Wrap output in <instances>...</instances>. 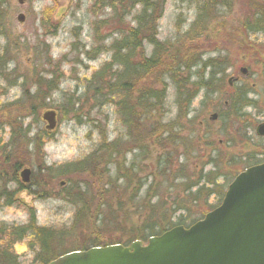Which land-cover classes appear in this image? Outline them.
<instances>
[{"label":"rangeland","instance_id":"obj_1","mask_svg":"<svg viewBox=\"0 0 264 264\" xmlns=\"http://www.w3.org/2000/svg\"><path fill=\"white\" fill-rule=\"evenodd\" d=\"M200 3L202 0L198 3L191 0H167L163 15L157 21L158 39L180 41L193 23ZM225 3L228 6L219 8L216 21L210 20L209 24H212L206 31H201V36L193 31L192 38L181 41L189 57L199 58L197 65L189 71H197L196 75L188 76L190 84L198 81L199 76L209 80V66L214 69L212 64H222L226 71L225 81L219 87L216 86L222 88L221 93L212 97L205 95L202 99L204 94L200 91L191 107L189 119H192V123L187 124L183 134V143L186 145L175 146L178 155L189 154L187 162L191 169H194L195 162L196 167H202L210 153L205 139L212 140L226 157L234 154L240 156L238 166L226 165L225 170L244 168L248 162L242 160L245 158L243 156L253 154L256 158L264 159V148L261 145L263 140L258 141L256 136L257 126L264 122V31L253 32L246 26L252 23L257 8H264V0H225ZM139 8L137 6L136 11ZM21 13L25 15L23 22L18 20ZM111 13L112 10L105 7V4L102 8L97 5V0H24L22 4L18 0H0V55L7 51L10 59L8 70L16 71L13 74H0V171L3 170V151L22 160V169L29 167L32 170L26 191L24 188L18 189L19 185L13 181L0 183V190L4 189L3 184H7L8 192L4 190L2 194L0 191V224H26L30 218L29 211L33 209L38 226L62 232L63 243L55 247V256L81 248L98 236L106 243L114 244L119 239L127 240L131 234L130 230L115 229L116 223L106 230L97 225L94 227L92 215L88 217L90 221L74 222L79 202L84 199H88L91 206L100 202L110 203L113 213L119 199L129 206L126 200L129 193L120 185L121 182L114 184L111 192L104 189L109 177L114 178L112 166L108 170L111 169V172L105 170L106 158H96L84 172L67 170L64 174L50 175L58 168L89 157L100 142V132L113 139L122 131L113 104L103 107L96 102L92 93L88 94L85 90L91 75L110 60L111 51L107 47L116 37V29H119ZM99 20H106L107 28L105 26L95 30ZM125 21L133 24L132 15L126 17ZM97 36L105 37L102 44L104 50L91 59L86 52L99 46ZM150 49L148 46L147 50ZM242 68L247 72L243 73ZM18 75L23 78H17ZM51 76L56 77L57 89L51 92L46 101L49 103L47 108L59 110L58 125L53 132H48L52 137L44 138L43 147L36 151L32 142L24 140L39 132L43 133V137L48 135L46 123L41 119L47 108L40 109L39 117L33 121L32 116H29L30 105L26 103L30 98L26 97L24 90L27 86L33 94L37 90V83L43 85L39 78L48 79ZM231 76L237 78L232 88L228 87ZM23 79L26 80L25 86ZM147 83L151 84V80ZM188 87L194 89L197 84ZM233 89L251 91L248 97L254 101L255 106L245 109V120L230 113L229 103L225 104ZM166 93L168 114L165 121L173 119L178 112L173 86L169 85ZM71 95V101L79 100V111L76 113L71 112L72 107L68 103ZM16 101L19 102L14 104ZM215 113L218 117L213 119ZM22 123L29 133L27 136L17 134L10 146L11 126ZM206 131L210 133L203 137ZM125 141L130 145L133 140L126 138ZM133 153L134 149L129 155L121 154L119 162L123 163L121 160L124 158L125 164H128ZM182 156L180 160L185 162ZM156 158L157 153H153L151 160H148L149 165ZM50 169L53 170L50 172ZM137 177H144V173ZM19 180L22 182L21 176ZM223 182V177L217 179L219 187L210 198L204 199L207 201V204L202 203L204 207L218 202ZM142 194L143 191L140 192ZM10 195L12 203L7 205L5 198ZM101 211L104 212V207H101ZM116 212H120V219H124L122 211ZM13 251L19 264L40 263L41 250L37 245H30L29 237L16 243Z\"/></svg>","mask_w":264,"mask_h":264},{"label":"trees","instance_id":"obj_2","mask_svg":"<svg viewBox=\"0 0 264 264\" xmlns=\"http://www.w3.org/2000/svg\"><path fill=\"white\" fill-rule=\"evenodd\" d=\"M166 1L106 0L105 2V0H97V5H100L101 8L105 4V7L112 10V17L116 18L119 29H116L118 33L107 47L111 51L110 60L91 75L85 90L86 93L93 94L99 105L104 107L107 104H113L122 131L113 139H109L106 133L100 132V142L89 157L67 167L58 168L50 174L52 176L60 175L67 170L84 172L96 158H106L105 170L108 171L112 166L114 178L109 177L104 189L111 192L114 190L112 189L114 184L121 182L120 185L129 193L126 199L129 206L124 200L119 199L113 213L110 203L100 202L96 206H91L90 201L84 199L79 202L74 222L87 220L92 215L95 221L94 227L97 225V227L106 230L116 223L115 229L130 230V237L124 241L121 239L115 241L117 243L129 244L134 240L146 242L149 237L161 234L175 225H185L186 227L192 225L220 204L228 183L241 170L264 161L263 158H256V155L251 154L243 156L245 158L242 160L248 163L241 170H225L226 165L238 166V162L241 161L240 156L235 154L224 156L210 139H205L206 148L210 150V153L200 168L196 167L197 162L194 164V169L189 168L187 162L189 154L182 156L175 152L177 150L175 146L186 145L183 143L185 141L183 134L187 124L192 123V119H189L191 107L199 92L204 90V97L205 95L212 97L214 89L219 87L222 82L215 79V76L225 72L222 64H212L214 69L209 66V80L206 81L204 77L199 76L198 81H193V85L190 84L188 76L196 75L197 71L194 73L189 71L197 65L196 62L199 58L189 57L182 42L192 38L193 31H197V36H201V31H206L212 24L211 22L209 24V21H216L217 14L220 13L219 8H226L228 4L225 3V0H202V3L197 5L193 23L184 32L180 41L170 42L158 39L157 21L163 15ZM191 1L198 3L201 0ZM137 6L140 8L136 11ZM131 15L133 24L125 21V18ZM105 26L107 28L106 20H99L95 30L101 27L103 29ZM246 26L253 32L264 31V8H257L252 23H248ZM0 35H2V31H0ZM97 37L99 46L86 52V55L91 59L104 50L102 44L105 42V37ZM148 46L151 47L149 51L147 50ZM93 51L94 54H92ZM9 61L7 51L0 55V74L16 72L14 69L8 70ZM19 77L23 78L18 75L17 78ZM149 80H151V84L147 83ZM39 81L43 82V85L37 83V90L33 94L30 93L27 86L24 90L26 97L30 98L26 103L30 105L29 116H32L33 121L39 117L40 109L49 106L46 100L49 99L51 92L57 89L55 76L48 79L39 78ZM25 84L26 80L23 82L24 86ZM195 84H197V88L189 89L188 85L194 87ZM169 85L173 86L176 91L178 112L173 119L165 121L168 114L165 97ZM250 93L251 91L241 90L240 94L235 97V93L232 91L227 98L230 113L241 116L245 120L247 115L245 109L255 106L254 101L248 97ZM72 97L73 95L69 97L68 103L72 107L71 112L76 113L79 111V107H77L79 100L71 101ZM18 102L16 101L14 104ZM35 102L37 103L35 104ZM11 127L13 128L12 137L8 142L10 146L17 134L22 133L23 136H27L29 133L28 129L23 128V123ZM208 133L210 132H204L203 137H206ZM42 134L39 132L36 136L26 137L24 142H32V147L38 151L43 147V139L52 137V134L49 133L45 137ZM126 138H131L132 144L127 145ZM257 138L258 141L263 140L261 145L264 148V137ZM132 149L135 150V153H133L130 162L125 164L124 158L121 160L123 163L119 162L118 158L121 157V154L125 156L128 153L129 155ZM3 153L5 156L1 162L3 170L0 171V183L13 181L19 185L18 189H27L28 186L19 180L20 170L24 166L23 161L12 157L13 154H6V151ZM153 153H157V158L149 165L148 160H151ZM181 156L184 157L185 162L180 160ZM207 167L209 169H206ZM52 170L50 169V172ZM108 172H111V169ZM140 173H144V177L138 178L137 175ZM219 177H223L224 182L221 183L222 188L219 191L218 202L204 207L203 204H207L204 199L210 198L219 187V184L216 183ZM3 188L0 190L2 194H4L3 191L6 190L7 184H3ZM142 191L143 194L140 195ZM5 193H8L7 190ZM5 200H7L6 204L10 205L12 196H8ZM101 207H104V212L101 211ZM116 210L124 213V219H120L121 213H117ZM29 212L30 218L26 224H0V264H19L13 248L16 243L27 237L30 238L31 246L37 245L41 250L39 264H47L68 252L65 251L55 256L57 255L54 251L55 247L63 243L62 232L38 226L35 211L32 209ZM108 244L111 243H106L98 236L90 243L77 249L84 250Z\"/></svg>","mask_w":264,"mask_h":264},{"label":"water","instance_id":"obj_3","mask_svg":"<svg viewBox=\"0 0 264 264\" xmlns=\"http://www.w3.org/2000/svg\"><path fill=\"white\" fill-rule=\"evenodd\" d=\"M18 20L23 22L25 15L19 14ZM41 118L53 132L58 111L45 109ZM256 133L264 136V122ZM20 176L29 183L31 169L25 167ZM48 264H264V161L239 172L222 202L189 227L176 225L147 242L73 250Z\"/></svg>","mask_w":264,"mask_h":264},{"label":"flooded vegetation","instance_id":"obj_4","mask_svg":"<svg viewBox=\"0 0 264 264\" xmlns=\"http://www.w3.org/2000/svg\"><path fill=\"white\" fill-rule=\"evenodd\" d=\"M241 71H242V69H241ZM224 74H226V71L223 73V74H218L217 76H215L216 78L215 79H217V80H220V81H225V77H224ZM205 80H206V77H205ZM235 80H237V78H235L234 76H231L230 78H229V80H228V87H230V88H232L233 87V85H234V83H235ZM214 83H215V81H214ZM221 91H222V88H216V89H214V92L212 93V96H214L215 94L216 95H218L219 93H221ZM240 91H241V89H233V93H235V97H237L239 94H240ZM203 94L205 93V91L204 90H202L201 91ZM199 94H200V92H199ZM204 98V95H203V97H202V99ZM227 101V100H226ZM225 104H228V101H227V103L225 102ZM249 108V107H248ZM247 109V108H246ZM218 115V114H217ZM218 117V116H217ZM212 118L214 119V117H213V115H212Z\"/></svg>","mask_w":264,"mask_h":264}]
</instances>
